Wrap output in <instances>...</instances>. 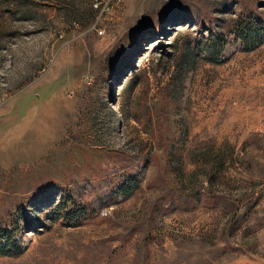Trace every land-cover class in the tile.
<instances>
[{
	"label": "rangeland",
	"instance_id": "rangeland-1",
	"mask_svg": "<svg viewBox=\"0 0 264 264\" xmlns=\"http://www.w3.org/2000/svg\"><path fill=\"white\" fill-rule=\"evenodd\" d=\"M93 5L0 0V264H264V0Z\"/></svg>",
	"mask_w": 264,
	"mask_h": 264
},
{
	"label": "trees",
	"instance_id": "trees-1",
	"mask_svg": "<svg viewBox=\"0 0 264 264\" xmlns=\"http://www.w3.org/2000/svg\"><path fill=\"white\" fill-rule=\"evenodd\" d=\"M246 19L235 27L238 36L248 44L250 40L257 41L258 36H262L264 39V22L261 26L254 25L252 19ZM221 49L219 48L218 51ZM130 188L129 183H122L119 185L118 192L127 195ZM88 211L87 207L82 205L73 204L72 207L66 206L65 202L60 201L56 206V212L58 218L62 217V221L67 226H79L83 220V215ZM22 254V248L13 237L12 230H8L6 227H0V256H20Z\"/></svg>",
	"mask_w": 264,
	"mask_h": 264
},
{
	"label": "built area",
	"instance_id": "built-area-1",
	"mask_svg": "<svg viewBox=\"0 0 264 264\" xmlns=\"http://www.w3.org/2000/svg\"><path fill=\"white\" fill-rule=\"evenodd\" d=\"M121 1H122V0H109V1L107 0L106 2H104V1H97V0H94V5H93V7H94V9L96 10V12H99V14H98V17H97V19H96L94 25H92V26H93V28L95 29V31H96L98 34H102V33H103V30L100 29V28H98V27L96 26L97 21L99 22V18H100L102 15L105 16V14H107V12L110 11V7H111V5L119 4Z\"/></svg>",
	"mask_w": 264,
	"mask_h": 264
}]
</instances>
